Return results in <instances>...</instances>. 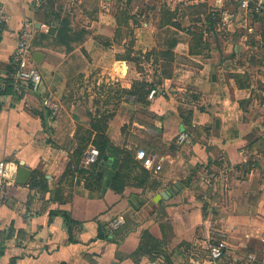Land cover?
Returning a JSON list of instances; mask_svg holds the SVG:
<instances>
[{
    "label": "crops",
    "instance_id": "1",
    "mask_svg": "<svg viewBox=\"0 0 264 264\" xmlns=\"http://www.w3.org/2000/svg\"><path fill=\"white\" fill-rule=\"evenodd\" d=\"M115 2L0 0V161L7 163L8 176L7 198L0 202V264H235L236 258L248 255L254 256L251 264H264V133L256 139V124L245 127L237 107L235 74L240 68L228 70L230 57L192 54L194 34L184 28L190 24H172L181 22L170 14L175 8L154 18L140 9L139 1ZM238 11L237 6L233 13ZM26 18L35 22L31 49L44 55L36 61L42 89L34 92L24 85L15 94L5 80ZM228 25L220 24L219 32ZM155 50L188 57L194 65L176 59L173 71L165 74L171 60L149 55L157 92L154 99L148 95L149 104L143 106L130 91L135 81L145 79L140 59ZM118 64L125 68L124 75ZM99 69L108 74L106 81L120 82L125 95L123 112L106 130L112 141L131 149L132 139L123 134L126 124L139 131L150 129L143 131V146L137 151L158 157L162 169L150 170L154 173L147 188L114 190L112 160L102 183L90 188L89 173L67 172L73 148L54 138L60 140L67 126L50 115L42 118L48 111L42 104L44 94L61 101L70 81ZM139 107L154 116L152 126L134 118ZM188 120L200 138L190 134L179 145L176 138L188 131ZM250 150L256 157H248ZM21 159L32 170L26 184L16 182ZM34 175L38 182L32 185ZM118 219L122 223L114 229ZM100 228L109 238L98 237ZM146 233L155 237L160 256L143 250ZM216 240L226 241L227 249L221 260L212 262L207 246Z\"/></svg>",
    "mask_w": 264,
    "mask_h": 264
},
{
    "label": "rangeland",
    "instance_id": "2",
    "mask_svg": "<svg viewBox=\"0 0 264 264\" xmlns=\"http://www.w3.org/2000/svg\"><path fill=\"white\" fill-rule=\"evenodd\" d=\"M77 1H82L87 4L91 1L94 2V0ZM115 1L118 0H114V4H116ZM134 1L135 0H133V2ZM136 1L141 3L140 9L144 8L147 10L146 12H149L150 15H148H152L151 17L154 18H157L158 15L164 11H169L170 8H175L173 12L178 14L182 24L186 26L192 23L191 20L197 18L203 19L214 10H218V13L223 15L224 11L231 13L237 8L236 3L232 0H205L202 3H196L194 0ZM147 6L151 9H147ZM124 9H126V14L130 12L129 8L124 7ZM255 13L257 14L255 11L252 12L248 17H243V14L241 13L238 19L233 23H229L228 28H223L220 31V37L215 35H205L207 38L205 39L210 48L204 51V54L217 57L226 56L224 60H226L227 57H230L232 64L230 65L231 68H228V70L240 68L241 71L235 74L238 75L236 76V85L240 88V92L237 96L239 100H235V102H238V109H242L241 115L245 127H248L251 124H256L254 136L257 139L260 133H264V12L258 13L257 16ZM250 26L252 27L250 28ZM130 30H132L131 25L126 28L125 31L129 34ZM128 39L129 41L134 42V38L132 39L128 37ZM236 44L238 45V48H236ZM163 52L164 51L157 50L151 51L140 59L142 64L139 70L143 72L145 79H153L148 81V83H151L152 85L156 83L157 78H154L155 69L154 66L150 65L149 55H153L151 57L153 59L171 60L169 65L171 68H166V72L173 71L172 61L176 62V59L178 63H185L188 64V66L194 65V62L188 57L179 55L176 57L174 52V54ZM136 54L137 53H135V55ZM130 55L132 56V53H130ZM163 61L164 60H162L161 63H164ZM107 76V73H104L99 69L94 71L88 77L82 75L74 79L75 81H70L65 92L67 95H63L61 101L56 100L59 107L55 112L50 113V116H53L55 122L57 121L67 126V131L65 134H62L60 140L57 136H54V138L58 141H63V143H61L62 145L68 144V147L71 146V148H73L72 156L75 167L71 166L70 171L84 167L85 151L91 145L97 147L93 142V138L96 134L95 131H97L94 129V123L101 126V129L104 130L106 125L109 126L110 121L115 118L116 114L123 112L124 106L122 105V100L125 95H123V92L121 91L120 82L115 79L106 81ZM102 77L103 80H100ZM41 89L42 84L40 86V90ZM109 91L111 92V95H108ZM94 112H96V114H94ZM138 112L139 115L134 113V118L142 122V124H145V126L150 124L152 126L154 116L147 109L142 107H139ZM134 128L138 129L131 124H126L123 128L124 137L127 139L130 136L132 139L133 144L130 149L132 152H136L138 147L143 146V131H150V129L139 131ZM73 129L74 136L70 137V133ZM187 129L190 134H193L194 138H200L201 132H199L197 128H193L190 125ZM134 130L136 133H134ZM65 137L70 140H68V142L65 141ZM254 150L255 149H253V151ZM253 151L250 150L248 157H256V154ZM130 165L131 168L126 171V175L132 182L131 186H134V184L140 182L138 178L134 177H136V175L144 174V166L140 160H134ZM147 173L148 175H152L154 172L147 169ZM212 177L213 176H211V178Z\"/></svg>",
    "mask_w": 264,
    "mask_h": 264
},
{
    "label": "trees",
    "instance_id": "3",
    "mask_svg": "<svg viewBox=\"0 0 264 264\" xmlns=\"http://www.w3.org/2000/svg\"><path fill=\"white\" fill-rule=\"evenodd\" d=\"M236 3V6H238V3ZM204 4V3H203ZM254 3L251 2V10L250 14L254 12ZM219 11H212L210 12L206 17L202 18H197L194 20H191L192 23L184 27L181 22L178 21H172V18L169 19V21H172V24L179 28H189L193 35V42H192V47H191V53L192 54H204V51L208 50L210 48L206 36L210 35H215L220 37V32L218 31V28L220 26L221 20H222V14L218 13ZM256 12V11H255ZM257 12L256 16L258 15ZM263 13V12H262ZM171 16L175 15L178 17V14L176 12H170ZM196 22V23H194ZM198 22H203L202 25H196ZM195 27V29H193ZM206 38V39H205ZM204 41V42H203ZM204 44V46H203ZM163 53H171L174 54L172 51H164ZM173 58V57H171ZM136 60V59H133ZM13 71V66L11 62V68L6 76L5 84L6 87L8 86L11 91H13V79L10 76L11 72ZM165 74H168L170 72H166L164 70ZM238 75H235V78L237 79ZM155 88V84L152 85L151 83H148V80L142 79V80H137L133 83L132 90L130 91V94L134 96V101L143 105L147 106L149 104L148 101V95L151 89ZM50 111L48 110L46 113L42 114V118L46 120L48 115H50ZM99 121V120H98ZM187 125H191V121L188 120ZM94 129L97 130L95 131V137L93 138V142L99 149V156L98 160L91 164L89 166V169L86 168H78L77 171L79 173L84 174V173H89V181H88V186L90 188H93V186H97L103 181V171L105 168H107V163L112 160L111 162V169L114 171V175L111 180V187L116 190L117 192L121 193L124 191L126 186H130L132 182L129 180L130 178L127 177L126 171L131 168L130 163L136 159V152H132L130 149L127 148H122L117 146L112 139L108 136L106 133L107 130V125L103 129H101V126L97 125L94 123ZM90 141V140H89ZM105 160V163L103 164V161ZM76 163V162H75ZM74 164V161L71 160L70 163L68 164L67 172L70 171V167ZM144 174L136 175L134 178H138L140 182L138 184H134V186L137 187H145L147 188L150 185V179H151V174L148 175L147 169L143 167ZM102 171V174H99L98 172ZM40 174L39 172H36ZM45 176H43L42 181H45ZM38 182L37 176L34 175L31 179V184L35 185ZM42 187L46 190H48V185L47 184H42ZM66 220L69 221V217L66 216ZM110 234L106 233V231L103 228L99 229V234L98 237L101 238H109ZM145 237L148 238V240L145 243H142L141 246L143 247V250L146 252H149L152 254L154 252L156 255L155 257L160 256L161 251L158 248V242L156 241L155 237L150 234L146 233ZM137 254V252L135 253ZM235 264H239L235 262Z\"/></svg>",
    "mask_w": 264,
    "mask_h": 264
},
{
    "label": "built area",
    "instance_id": "4",
    "mask_svg": "<svg viewBox=\"0 0 264 264\" xmlns=\"http://www.w3.org/2000/svg\"><path fill=\"white\" fill-rule=\"evenodd\" d=\"M238 3L239 11L237 13L226 12L221 20V25H228L235 17H238L240 13L243 17L250 16L251 2L254 3V9L256 12H264V0H235ZM35 29V22L31 19H24L22 27L19 32L18 43L15 53L12 57L13 71L10 76L13 79V92L19 94L23 91V86L28 85L29 88L38 92L42 84V74L38 68L37 62L34 58V53L31 49V43L33 39ZM157 90L154 88L149 93V98L154 99ZM42 104L51 112H55L59 105L55 102L51 95L44 94L42 97ZM190 138L188 131H183L178 134L176 142L179 145H183ZM99 149L91 145L86 151L84 156V164L91 165L98 160ZM136 158L139 159L145 168L158 172L162 169V160L153 154L147 153L145 150L140 149L136 152ZM7 163L0 161V202L5 201L7 198L5 188L7 185ZM122 223L121 219L113 222L112 227L117 229ZM227 244L226 241L216 240L209 243L207 246V257L212 262L221 260L226 254ZM254 260L253 255H248L245 258H236L235 262L239 264H251Z\"/></svg>",
    "mask_w": 264,
    "mask_h": 264
},
{
    "label": "water",
    "instance_id": "5",
    "mask_svg": "<svg viewBox=\"0 0 264 264\" xmlns=\"http://www.w3.org/2000/svg\"><path fill=\"white\" fill-rule=\"evenodd\" d=\"M43 54L39 51H36L34 53V58L36 59V61L38 63L41 62L42 58H43ZM126 67L128 68V65H126ZM213 79L216 80V75H213ZM216 126L219 127L220 126V121L219 119L216 120ZM105 163V160L103 161V164ZM108 166H110V161L107 163ZM99 174H102V171L98 172ZM32 175V170L28 167V164L26 163V161L24 159L20 160V164L18 165V169H17V179L16 182L19 184H26L28 182V180L30 179ZM162 196H167L166 193L164 191H162L160 193Z\"/></svg>",
    "mask_w": 264,
    "mask_h": 264
},
{
    "label": "bare ground",
    "instance_id": "6",
    "mask_svg": "<svg viewBox=\"0 0 264 264\" xmlns=\"http://www.w3.org/2000/svg\"><path fill=\"white\" fill-rule=\"evenodd\" d=\"M117 70L121 71L123 74L126 72L125 68H123L121 65L117 66Z\"/></svg>",
    "mask_w": 264,
    "mask_h": 264
}]
</instances>
